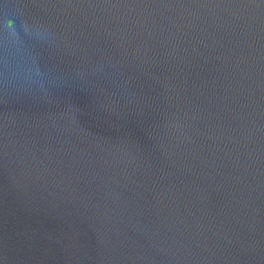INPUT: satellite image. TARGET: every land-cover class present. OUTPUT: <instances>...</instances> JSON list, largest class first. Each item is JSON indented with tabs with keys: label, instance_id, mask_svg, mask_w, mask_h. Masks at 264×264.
<instances>
[{
	"label": "water",
	"instance_id": "95a60500",
	"mask_svg": "<svg viewBox=\"0 0 264 264\" xmlns=\"http://www.w3.org/2000/svg\"><path fill=\"white\" fill-rule=\"evenodd\" d=\"M0 264H264V0H0Z\"/></svg>",
	"mask_w": 264,
	"mask_h": 264
}]
</instances>
